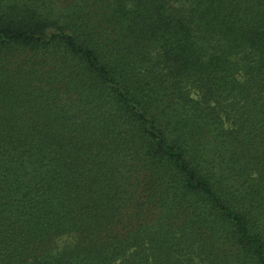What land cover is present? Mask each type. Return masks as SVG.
Segmentation results:
<instances>
[{
    "label": "trees",
    "instance_id": "obj_1",
    "mask_svg": "<svg viewBox=\"0 0 264 264\" xmlns=\"http://www.w3.org/2000/svg\"><path fill=\"white\" fill-rule=\"evenodd\" d=\"M0 264H264V0H0Z\"/></svg>",
    "mask_w": 264,
    "mask_h": 264
}]
</instances>
